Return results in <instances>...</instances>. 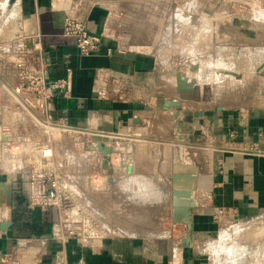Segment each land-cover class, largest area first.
Instances as JSON below:
<instances>
[{
	"label": "crops",
	"instance_id": "obj_1",
	"mask_svg": "<svg viewBox=\"0 0 264 264\" xmlns=\"http://www.w3.org/2000/svg\"><path fill=\"white\" fill-rule=\"evenodd\" d=\"M8 1L0 2L3 11ZM196 1L203 6L210 2ZM177 2L15 0L6 7L10 12L4 11L1 19L15 16V28L11 31L32 39V44L40 48V55L38 52L34 55L45 77L62 82V88L48 102L47 116L58 132L69 137L74 149L68 158L59 160L60 171L69 185L66 173L71 172L70 167L74 176L72 219L109 224L115 221L111 218L100 221L103 217L93 216L92 210L146 208L144 201L128 198L130 193L145 192L140 183L146 177H153L157 183L153 190L149 187V192L167 188L168 204L156 203L151 207L166 208L170 216L171 166L167 171L154 172L153 176L144 169V159L133 164L127 163V158L136 152L143 155L151 145L168 146L171 162L177 159L191 162L194 149L210 150L209 154L203 152L199 164L191 241H185L188 233L184 224L172 225L173 236L96 235L88 239L60 236L55 231L58 217L54 209L29 207L27 175L17 168L0 166V264H212L207 250L214 246L212 240L216 235L223 240L222 236H231L230 227L264 213V98L244 106L237 103L229 106L225 101L218 104L180 101V112L186 118L181 116L179 120L185 124L190 121L192 130L200 129L209 145L204 148L195 143L185 144L172 136L171 126L177 129V123L163 104L178 98L175 73L181 71L191 78L188 67L199 58L213 32L209 26L211 15L205 16L189 5L187 9L180 8ZM67 17L78 18L89 33L100 36L94 52L80 55L75 39L63 35ZM199 31L202 47L194 45ZM220 32L224 37L235 30L225 28ZM177 33L181 34L180 39ZM235 37L232 48L241 45L240 36ZM247 43L252 51L264 46V36ZM18 46L21 45H13L15 53ZM6 51L0 46V54H7ZM5 65L6 76L0 75V87L5 86L2 91L0 88V129L12 136L9 128L18 103L10 92L18 88V74L13 58H8ZM198 86L199 97L208 98V90L203 92L201 84ZM100 91L105 92L103 97L99 96ZM153 128L159 129L158 136L141 137L145 134L143 130ZM84 138L89 142L82 146ZM18 139L12 136L15 141L12 149L19 146L20 140L31 150L43 142ZM110 140L118 142L110 155L111 175L101 168L102 153L90 149L98 143L109 145ZM179 147L183 155L178 156ZM128 166L132 168L129 174ZM7 174L12 176L10 185ZM184 192L180 190L177 201L187 200Z\"/></svg>",
	"mask_w": 264,
	"mask_h": 264
},
{
	"label": "rangeland",
	"instance_id": "obj_2",
	"mask_svg": "<svg viewBox=\"0 0 264 264\" xmlns=\"http://www.w3.org/2000/svg\"><path fill=\"white\" fill-rule=\"evenodd\" d=\"M1 1L2 0H0V2ZM177 5L180 8L186 9L188 8V5L190 7L197 8L201 11V14H204L205 16H207L208 13L202 9L208 7L214 11L212 14H209L212 18L209 21V26L213 30V32L211 31L210 33L211 40L203 45L204 47L199 52V58L193 60L198 62L199 68L201 66L200 64L202 63V67L204 69L202 70L200 68L201 72L197 74L189 73L191 77H201L197 79V86L201 84V91L205 92L208 90V98L201 96L200 99H207L209 104H218L225 101L229 106H232L233 103L244 106L258 100V98H264V94L259 93V90H264V77L260 73L255 72V69L259 65L264 64V46L260 45V47L254 48L251 51V48H249L247 45V42L251 40L257 41L260 36H264V34H262L264 31V9L253 6L247 7L240 11L241 7L239 4H230L225 0H221L219 2L217 0H210V2L205 6L202 4L198 5L196 0H178ZM7 6L8 5H6V7ZM6 7V10H4L5 14H7L6 11H9V9ZM4 11L0 8V23L2 22L0 27V46H2V49L7 50V54H0L1 76H6L4 73H6L8 70H6V65L4 66V62H8V58H13L14 61L17 62L24 53L22 44H20V48L18 46L17 53H15L14 50L16 48H14L13 45L16 46L17 43L19 44V41H11L10 39L13 38L15 34H21V40L23 41L27 39V37H24V34L21 32L11 31V29L15 28L13 23L15 21L14 15L6 19H1V14L3 15ZM11 13L14 12L11 11ZM231 18L244 19L247 20V23L246 25H242V27H238L231 23ZM184 21L185 20L183 19L181 24ZM201 25V22L198 23L197 28L200 29ZM176 26L177 32H179L180 27L178 24ZM225 28L235 30L234 34L227 33L223 37L220 31ZM241 28L248 29L253 33V36H249L243 29L241 30ZM201 34L199 31L197 36L194 37V45H198L197 47H202L203 41L201 39ZM237 35L240 36L242 40L241 45H236L234 48H232L234 45L233 40ZM180 37L181 34L177 33V39H180ZM236 40H238V38ZM207 45L209 46V49L206 50L205 48ZM9 51L14 53H9ZM223 71L235 72L240 74L241 78L236 79L232 75L224 74ZM0 88L2 91L5 86H1ZM17 91L20 94L18 88ZM10 93L13 96L15 95L14 92ZM16 102L19 105V99L16 98ZM205 102L199 100L196 103ZM184 125V120L177 121V135L178 133L186 134ZM175 128L176 127L172 124V136H175ZM41 129L42 125L38 118L27 112L23 106L19 105L18 109L14 113V122L12 123V127L9 128V132H11L15 140L16 138L18 139L21 137H23V139L28 138L32 141L33 139L39 141L50 140L56 160H64V158L69 157V153L74 152L73 146L69 141V137L61 132H58L57 128H49V132L47 134L41 133ZM147 130L142 131V133L145 132V134H142L141 137L152 138L158 136L160 133L159 129L153 128V130ZM167 133H169L170 137V132L167 131ZM207 145H209L207 140L204 142L195 143V146L204 148L207 147ZM11 150L18 153L20 150V145L15 146V148ZM30 152L31 150L29 149V146H27L24 149V152L20 153V155H25V153L30 154ZM203 152H207L209 154L211 151L194 149V151L190 154L191 162L182 161L180 159L177 160L182 161L184 164L192 163L194 166H196L198 178L200 170L199 164L201 161H203L201 159ZM136 154L129 156L127 158V163L136 164V162L144 159L146 161L143 165L144 169H146L151 174L153 173V176L154 172H159L162 169L166 171L170 169L172 162L170 158H168V146L151 145V147H148L143 155L140 154V156H138ZM176 155H183L180 151V147ZM22 158H24V156L14 158V155H9L3 151V148H1L0 166L4 168L11 167L15 169L20 166L19 164L22 163ZM14 161H17L18 165H14ZM70 170L71 172L68 171L69 173L66 174L69 176L68 179L71 181L70 185L72 189L75 190L74 176L71 167ZM151 178L146 177L141 180L140 184L143 186L142 188L145 189V192L130 193L128 195L130 200L144 201L147 204L146 208L138 209L130 207L106 210L93 209V216L103 217L102 219H99L100 221L105 222L107 218H111V220L115 221V223L111 222L109 224L106 222L105 224H90L93 231L96 234H101L100 229L103 231L105 230L104 233H106L107 236H173L175 230L172 228L171 220L169 218V210H166V208L151 207L155 206L156 203L168 204L169 192L165 186L161 188V192H149L148 189L151 188L153 190L155 186H157L156 180L153 177ZM121 220H123L124 223L118 222ZM229 231L231 236H222L225 237L223 240L221 239V236L217 235L213 238L212 241L214 246L207 250V252H209L211 255L212 264H264V213L253 220H245L234 225L233 228L230 227ZM221 232L222 231H220V233Z\"/></svg>",
	"mask_w": 264,
	"mask_h": 264
},
{
	"label": "built area",
	"instance_id": "obj_3",
	"mask_svg": "<svg viewBox=\"0 0 264 264\" xmlns=\"http://www.w3.org/2000/svg\"><path fill=\"white\" fill-rule=\"evenodd\" d=\"M225 1L230 4H239L241 7L240 11L253 6L264 9V0ZM63 35L75 39L77 50L79 54L83 56H87L94 52L100 43V36L89 33L83 22L75 17H67L64 20ZM32 52L33 54L31 55L22 54L16 62L18 90L20 94L17 90L13 92L15 94L14 96L19 99V105L23 106L27 112L38 118L42 125L41 133L47 134L49 132V127H55V124L51 122L47 116L48 102L51 100L54 92L62 88V82L50 81L45 77L43 68L38 66V59H36L34 55V53L37 52L40 55V48L37 44H32ZM23 60L25 64L22 65ZM28 65H33L37 74L28 71ZM98 94L103 97L105 92L100 91ZM3 134L6 136V142L2 144L3 151L6 153L8 152L11 156L14 155V158L24 156V158H22L23 160H21L22 163L20 164L19 170L27 175L29 185V207L42 210L54 209L58 217V224L56 225L55 231L60 236H75L83 239H88L96 235L102 236V234H96L88 222H79V220L72 219L71 208L73 205L74 190L66 182V176L60 171L61 164L54 156L50 140L41 142L32 150L29 148L31 150L30 154L25 153V155H20L27 147L25 141H19L20 150L17 153L11 150L15 142L12 140V136H10L7 131L3 132ZM110 137L112 138L113 136ZM88 142L89 140L84 138L81 140L80 144L84 146ZM96 145L97 144L92 145L93 147H90V149H96ZM109 146L114 150L118 146V142H111L110 140ZM103 232H105V230ZM105 236H107L106 233Z\"/></svg>",
	"mask_w": 264,
	"mask_h": 264
},
{
	"label": "water",
	"instance_id": "obj_4",
	"mask_svg": "<svg viewBox=\"0 0 264 264\" xmlns=\"http://www.w3.org/2000/svg\"><path fill=\"white\" fill-rule=\"evenodd\" d=\"M15 0H9L8 6L12 5ZM205 12L208 14H212L214 11L211 8L206 7L204 9ZM231 23L233 25H236L238 27H242V25H246L247 20L244 19H238V18H231ZM244 30L249 36H253V33L250 32L246 28H241V30ZM11 41H19V44H22L24 53L26 55L33 54L32 52V39L27 38L24 41L21 40V34H15L13 38L10 39ZM206 50L209 49V46L207 45ZM25 64L24 60L22 61V65ZM28 71H32L35 74H37L35 67L33 65L27 66ZM201 70L199 68L198 62H192L189 66V73L197 74L200 73ZM255 72L260 73L264 77V64L259 65ZM224 74H229L234 76L236 79H240L241 75L237 74L235 72H227L223 71ZM201 78L200 76L197 77H191L189 78L181 71H178L175 73V83H176V90L178 94V98L174 100H166L164 101L163 108L165 110H168L169 114L173 116L174 123H177L179 118L182 116V118H186V115H183L180 112V101H202V102H209L207 99H200L199 97V87L197 86V79ZM259 93L264 94V90H259ZM173 108L174 110H169V108ZM217 109H220L219 107ZM134 122H137L136 119H134ZM190 122V121H189ZM185 124V130L186 134H177L178 128L174 129V140H178L179 142H184L185 144H192L197 142H204L206 141V138L203 136L202 131L200 129H193L190 126V124ZM176 127V126H175ZM189 131V132H188ZM6 142V136L3 134V132L0 129V155H1V148L2 144ZM195 145V144H194ZM96 149L102 153V162H101V168L111 175L112 168L110 164V155L112 154L113 150L112 147L109 145H104L102 143H98L96 145ZM45 161L44 159H42ZM182 161L174 160L171 163V176H170V185H171V211H170V220L172 225L176 224H184L187 230V238L186 242H190V232L192 229V223H191V216H192V209L195 207L196 203L193 199V193L197 189V167L194 166L192 163L184 164ZM132 168L131 166H128L126 168V172L129 174L131 173ZM11 174L6 175V181L10 185L11 184ZM109 181H112V178H109ZM180 190L185 191L187 200L185 202H179L177 201L176 197L178 194H180ZM178 191V193H177ZM8 226V225H6ZM100 229V228H99ZM102 236H105V233L100 229Z\"/></svg>",
	"mask_w": 264,
	"mask_h": 264
},
{
	"label": "bare ground",
	"instance_id": "obj_5",
	"mask_svg": "<svg viewBox=\"0 0 264 264\" xmlns=\"http://www.w3.org/2000/svg\"><path fill=\"white\" fill-rule=\"evenodd\" d=\"M49 128H52V127H49ZM53 129H54V128H53ZM7 153H8V152H7ZM18 161H19V160H18ZM14 163H15L14 165H18V162H17V161H16V162L14 161ZM19 165H20V164H19ZM19 167H20V166H19ZM19 167H17V168H19Z\"/></svg>",
	"mask_w": 264,
	"mask_h": 264
}]
</instances>
